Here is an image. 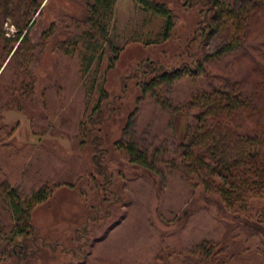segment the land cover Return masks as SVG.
I'll return each mask as SVG.
<instances>
[{
	"label": "rangeland",
	"instance_id": "rangeland-1",
	"mask_svg": "<svg viewBox=\"0 0 264 264\" xmlns=\"http://www.w3.org/2000/svg\"><path fill=\"white\" fill-rule=\"evenodd\" d=\"M159 1L175 15L167 38L164 17L138 0H116L109 38L119 51L102 43L87 68L55 48L65 31L42 37L56 18L83 16L81 0H43L30 29V77L18 59L3 63L0 126L13 131L1 137L0 181L5 173L26 193L47 182L52 194L32 209L27 233L14 230L0 204V264H180L202 240L222 246L223 264L264 262V197L252 202L263 215L247 221L200 183L190 185L180 168L194 121L184 106L190 94L248 89L264 77V10L238 49L206 61L194 78L148 89L154 73L194 65L221 43L218 36L198 39L201 3ZM5 30L15 31L10 22ZM131 144L147 161H131Z\"/></svg>",
	"mask_w": 264,
	"mask_h": 264
},
{
	"label": "trees",
	"instance_id": "trees-1",
	"mask_svg": "<svg viewBox=\"0 0 264 264\" xmlns=\"http://www.w3.org/2000/svg\"><path fill=\"white\" fill-rule=\"evenodd\" d=\"M138 1L145 10L164 17L163 36L167 38L175 22L170 7L159 0ZM42 2L0 0V69L7 58V63L16 58L22 74L30 77L34 50L30 29L36 17L43 12L45 5L42 6ZM81 2L83 16L65 14L56 18L42 37L47 38L58 30L65 31L66 37L56 41L55 48L67 55H78L88 68L102 43H107L116 53L119 51L109 38L116 0ZM196 2L205 6L198 22V39L218 36L221 43L214 51L202 53L194 65L192 62L191 65L184 63L179 68L154 73L144 84L148 89L161 82L171 83L186 74L194 78L204 70L206 61L238 49L251 23L256 20L254 17L264 10V0ZM8 22L15 29L9 36L5 30ZM33 83L29 82L30 85ZM184 106L194 110V121L187 125L181 143L180 168L184 179L190 185L200 183L204 191L216 194L226 209L244 214L247 221L251 215H263L261 211L257 214L259 210L253 207L252 202L264 197V77L248 89L236 84L198 89L190 94ZM12 131L7 125L0 126V145H7L1 142V137H9ZM129 150L131 161H147L145 154L137 151L133 144L129 145ZM9 179L4 173L0 181V204L11 212L14 230L27 233L31 227L32 209L45 201L52 194V189L49 183L43 182L26 193ZM222 253L223 248L218 242L202 240L183 256L180 264H223ZM158 261L164 264L161 258Z\"/></svg>",
	"mask_w": 264,
	"mask_h": 264
}]
</instances>
